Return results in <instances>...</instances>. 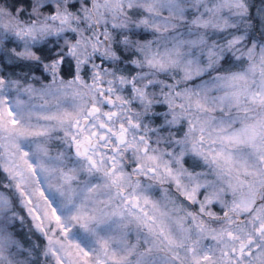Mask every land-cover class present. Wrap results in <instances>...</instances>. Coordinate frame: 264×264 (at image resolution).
Listing matches in <instances>:
<instances>
[{"label": "clouds", "instance_id": "obj_1", "mask_svg": "<svg viewBox=\"0 0 264 264\" xmlns=\"http://www.w3.org/2000/svg\"><path fill=\"white\" fill-rule=\"evenodd\" d=\"M53 50L75 76L45 67ZM0 82V109L22 104L0 130V264H52L40 190L73 232L133 249L130 264H264L256 213L237 207L251 184L264 208V162L221 139L264 121L249 99L264 95V0H0ZM228 231L251 236L242 257Z\"/></svg>", "mask_w": 264, "mask_h": 264}, {"label": "snow or ice", "instance_id": "obj_2", "mask_svg": "<svg viewBox=\"0 0 264 264\" xmlns=\"http://www.w3.org/2000/svg\"><path fill=\"white\" fill-rule=\"evenodd\" d=\"M68 7L70 9H75L76 5L69 4ZM47 10L53 14V19H55V9L51 4L47 5ZM13 11H15V9H13ZM21 16H23L22 12ZM64 19L67 20V16H65ZM22 55L32 56L33 53L26 49ZM62 56L63 53L57 55L55 50L50 53H45L43 55V59L46 61L45 67L51 71L53 75H55L56 72H59L61 75L67 73L68 75L75 76V67H72L71 69H65L63 66L58 67V62H61L62 64ZM233 79H243V77H233ZM241 94L242 92L234 93V99L239 101ZM249 99L253 103L259 102L264 104V95L254 94L250 96ZM109 103H111L110 100ZM21 108L22 104L19 101L13 106L7 99L4 100V107L0 109V130L5 128L6 123L10 124L13 128L20 124L17 115ZM93 111H97V109L94 108ZM101 127H104V125L101 124ZM88 139V137H85V140ZM221 139L222 142L227 144L249 146L258 154L260 161L264 162V121L246 123L231 134L223 136ZM76 146L79 155H87V148L82 142L77 141ZM24 155H27V153ZM215 158L223 161L222 167L225 171H228L229 173L232 171L234 163V157L232 154H226L224 151H220L216 154ZM25 163L31 171L35 172V168L30 162L25 161ZM92 163L93 165L95 164L94 161H92ZM244 170L245 174H248L246 164L244 165ZM254 174L260 175V173ZM241 183L242 182L239 181V178H237V184L234 185V188L240 186ZM252 187L253 186L249 184V192L241 194L237 207L246 212L255 211L256 215L254 219L259 221V223L255 225V231L261 236H264V208L256 209L254 207L255 201L252 197ZM39 196L43 198L47 207L40 209L39 206H37L30 209V211L34 214V219L37 221L36 227L44 234L48 241L44 254L51 258L52 264H130V258L134 254L133 249L122 243L117 246L103 238H94L92 236L84 237L79 232H73L72 229L62 223V218L58 213L57 208L51 204L49 197L43 190L39 191ZM187 198L191 199V196L189 195ZM2 202L3 201L0 200V203ZM28 203H32L30 198L28 199ZM225 215H227V213ZM75 218L76 217H73V219ZM45 221H48L55 226L52 229V235L48 234V229L45 227ZM178 226L181 230H184L183 225L179 221ZM240 230L243 231V229ZM57 234L60 235V239L56 238ZM160 235L170 246L176 245L174 239L165 235L163 228L160 230ZM227 238L232 241H239L238 249L233 247L231 249V254H236L238 251L241 257L244 255L247 245L252 243L251 236H248L247 241H245L243 237L237 235L233 231L227 232ZM189 251L195 253L196 249L191 248ZM224 255L228 256L230 254L225 252ZM210 259L211 256L209 254H204L195 258V264H206ZM135 264H146L143 254L137 256Z\"/></svg>", "mask_w": 264, "mask_h": 264}]
</instances>
